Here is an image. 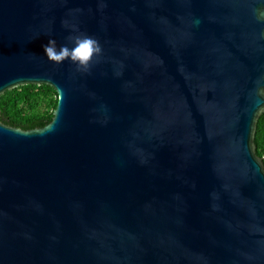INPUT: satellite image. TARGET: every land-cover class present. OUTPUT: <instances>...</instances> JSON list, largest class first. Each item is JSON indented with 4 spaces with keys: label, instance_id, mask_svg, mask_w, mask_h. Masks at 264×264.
Segmentation results:
<instances>
[{
    "label": "water",
    "instance_id": "water-1",
    "mask_svg": "<svg viewBox=\"0 0 264 264\" xmlns=\"http://www.w3.org/2000/svg\"><path fill=\"white\" fill-rule=\"evenodd\" d=\"M78 29V31H76ZM96 38L87 72L50 38ZM0 264H264V0H0Z\"/></svg>",
    "mask_w": 264,
    "mask_h": 264
},
{
    "label": "trees",
    "instance_id": "trees-1",
    "mask_svg": "<svg viewBox=\"0 0 264 264\" xmlns=\"http://www.w3.org/2000/svg\"><path fill=\"white\" fill-rule=\"evenodd\" d=\"M57 94L45 84H24L0 93V122L20 129L40 128L56 107ZM255 154L264 167V111L258 116L253 136Z\"/></svg>",
    "mask_w": 264,
    "mask_h": 264
},
{
    "label": "clouds",
    "instance_id": "clouds-1",
    "mask_svg": "<svg viewBox=\"0 0 264 264\" xmlns=\"http://www.w3.org/2000/svg\"><path fill=\"white\" fill-rule=\"evenodd\" d=\"M66 39L74 46L69 47L68 44H61L58 48L57 41L54 38H50L42 46L47 59L57 65L69 60L76 66L77 71L87 72L94 58L102 54L103 49L99 41L85 34L69 35Z\"/></svg>",
    "mask_w": 264,
    "mask_h": 264
}]
</instances>
